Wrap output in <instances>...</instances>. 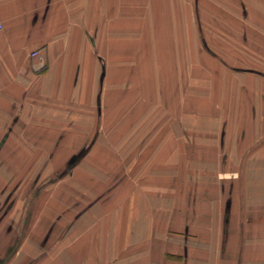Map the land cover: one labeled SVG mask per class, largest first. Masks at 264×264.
Instances as JSON below:
<instances>
[{"label":"rangeland","instance_id":"obj_1","mask_svg":"<svg viewBox=\"0 0 264 264\" xmlns=\"http://www.w3.org/2000/svg\"><path fill=\"white\" fill-rule=\"evenodd\" d=\"M157 2L115 11L92 89L37 90L0 124V264H264V0ZM142 184L159 197L130 202Z\"/></svg>","mask_w":264,"mask_h":264},{"label":"crops","instance_id":"obj_2","mask_svg":"<svg viewBox=\"0 0 264 264\" xmlns=\"http://www.w3.org/2000/svg\"><path fill=\"white\" fill-rule=\"evenodd\" d=\"M132 1L0 0V20L3 24V30L0 32V124L4 125L5 122L11 121L9 118L14 116L11 109L20 108L32 95L35 98L37 90H41L42 94L46 96L48 91H65L66 93L76 89L77 85L81 91L88 89V87L92 89L93 82H95L93 77L95 75L98 76L100 70V44L107 50V54L104 53L102 55L103 60L101 62L104 67L108 68L107 73L110 68V60L116 57V34L114 31L117 23L114 18L115 11L123 10L124 17L128 14L127 21L129 26L132 11L139 12V19H145L146 21L147 19H153L152 14L156 17L157 10L159 12L158 0H154V3H152L153 0ZM171 1L173 2V8H179L178 0ZM145 12L147 13L144 18ZM123 21H120V27L126 28L127 22ZM183 25H186V23ZM124 36L126 35L124 34ZM32 52H37L38 56L32 57ZM110 52L114 53L113 56L115 55V57L111 55L110 59ZM85 76L88 77L86 82ZM17 114H20V112ZM21 116L16 119V122L20 123L23 121ZM167 134L163 135V137L168 139L171 135L170 147L166 145L165 151L162 154H158V157L167 154L170 160L172 158L171 162L169 160L170 166L161 167L162 164L157 165L162 170L159 176L153 175L155 178L146 179L150 183H156V187H158L157 183L161 181L165 185L167 180H162L161 176L165 171L168 172L171 166L175 165L173 163L176 160L174 155H184V153H180L182 147L180 146V141H178L179 138L174 135L176 134L177 136V133ZM226 135V131L221 133V145L222 139L224 142L225 138H227ZM212 138L209 135V139ZM242 138L240 139L242 140ZM165 143H167V140ZM193 147V153L196 154V146L194 145ZM184 150H186L185 147ZM259 151V148H257L253 153H259ZM158 157L157 159L160 161L162 158ZM221 157L220 154L218 158L221 159ZM220 159L217 161L218 163L215 162V166L218 165L216 169L215 167L211 168V165H209L207 166L208 169L204 171L209 182L211 179L212 182L216 181V186L219 181V195L221 202H224L222 187L227 186L228 178L225 175V171H223L225 168H223ZM240 166L242 172L246 171L244 163H241ZM188 167L190 168L191 166L189 165ZM212 169L215 173L213 172L214 174L210 177L208 171ZM238 170L240 171V169ZM218 171L219 174L217 173ZM175 176L177 175L175 174ZM244 176L243 172V175H240L239 183L235 184L238 186L241 196L245 193L244 181L246 177L244 178ZM234 183H236L235 179ZM141 190L143 194L140 195L136 192H130L128 200L133 202V198L137 199L139 197L140 201L151 202L152 199H156L159 197L158 194H160V191L154 188L149 191L150 189L145 190L143 186ZM212 193L211 191L210 196H212ZM217 200L218 198L215 197L210 200V203ZM240 202L243 204L244 200L240 199ZM210 209L211 207L208 210L210 211ZM241 211V220L242 224H244L246 213L249 211L244 209ZM131 216L135 217V214L131 212ZM138 216L143 218L144 214L140 212ZM244 228V225L240 227L241 230H244ZM258 229L261 230L260 221ZM263 233L264 231L261 235ZM169 260L173 259L170 258ZM173 261L178 263V260Z\"/></svg>","mask_w":264,"mask_h":264},{"label":"built area","instance_id":"obj_3","mask_svg":"<svg viewBox=\"0 0 264 264\" xmlns=\"http://www.w3.org/2000/svg\"><path fill=\"white\" fill-rule=\"evenodd\" d=\"M3 30V24H2V22H1V20H0V32ZM31 56L32 57H37L38 55H37V52H32V54H31Z\"/></svg>","mask_w":264,"mask_h":264},{"label":"trees","instance_id":"obj_4","mask_svg":"<svg viewBox=\"0 0 264 264\" xmlns=\"http://www.w3.org/2000/svg\"><path fill=\"white\" fill-rule=\"evenodd\" d=\"M166 257H168L169 259L171 258V259H173V260H179L178 257H172V256H166Z\"/></svg>","mask_w":264,"mask_h":264}]
</instances>
